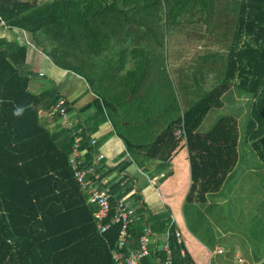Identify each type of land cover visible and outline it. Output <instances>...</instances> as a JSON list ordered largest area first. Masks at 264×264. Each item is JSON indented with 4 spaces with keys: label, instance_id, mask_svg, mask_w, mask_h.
Wrapping results in <instances>:
<instances>
[{
    "label": "trees",
    "instance_id": "16d2710c",
    "mask_svg": "<svg viewBox=\"0 0 264 264\" xmlns=\"http://www.w3.org/2000/svg\"><path fill=\"white\" fill-rule=\"evenodd\" d=\"M0 22L30 33L57 68L82 78L96 96L87 107L93 113L81 134L82 149L93 126L136 94L145 122L157 112L162 126L176 123L209 95L211 75L215 85L235 87L251 99L243 141L264 166V0H0ZM191 22L207 26L195 34L207 50L173 70L177 101L158 67L169 28ZM25 58V48L0 40V264H112L119 224L100 234L94 207L68 164L71 133L56 140L39 116L41 107L49 109L61 97L29 90L30 78L21 70ZM17 106L25 109L19 117L13 114ZM176 141L172 134L159 149L163 165ZM128 148L134 156L142 146ZM155 228L170 230L173 264H180L170 222ZM153 255L140 264H156L163 252Z\"/></svg>",
    "mask_w": 264,
    "mask_h": 264
},
{
    "label": "crops",
    "instance_id": "0c3cea01",
    "mask_svg": "<svg viewBox=\"0 0 264 264\" xmlns=\"http://www.w3.org/2000/svg\"><path fill=\"white\" fill-rule=\"evenodd\" d=\"M0 40L7 43H16L25 48L26 58L21 70L30 78L29 90L48 99L52 97V93L58 94L61 97L60 99H63L68 105L67 121L73 124L82 123L83 128L86 127V121L93 113V110H89L87 107L96 97L86 82L72 73L57 68L44 54L43 49L35 45L30 33L10 29L0 22ZM132 66L133 64L129 62L126 69H130ZM37 78H47L51 83L52 90L44 91L40 82L32 81ZM230 88L232 86L227 88L224 97H226ZM233 89L236 88L233 87ZM112 97L115 98V96ZM247 99L251 100L248 96ZM139 102L140 94L128 97L123 106L116 107L115 113L112 112L111 119L106 116L107 121L93 126V133L87 136V143L91 140H95L96 143L94 146H87L89 151L91 149L90 153L87 148L83 149L85 152V166L90 161L91 166H96V175L99 178L98 187L102 186L103 189H107L116 200L124 199L136 214L137 220L130 226L129 237L124 250L137 249L139 238L147 229L150 231V235H148V242H150L152 251L150 256L153 254L155 256L156 250L163 252L162 256L156 257V264H159V260L162 261L167 258V253L164 251L165 246H168L172 258H175L170 248V230L160 233L155 228L160 221L168 220L180 246L177 257L180 264H212L209 259L215 260V264H264V238L260 242V248L253 246L248 250H236V248L231 247L224 250L216 242L215 235H211L206 241V238L201 239L202 235L200 234L201 228L206 227L207 222L204 221V215L199 207L208 204V196H212V194L221 195L229 181H231L232 188L236 190L244 184L243 182L247 178L256 176L260 180H264L263 163L252 151L250 144L248 142L240 144L241 134L233 140H231L230 135L221 143L216 140L214 143V158L213 161H210L207 156V146L210 145L202 141L198 134L195 143L198 146L203 145L204 149L202 148L200 152L201 159H193V162L200 163L199 172L201 174L210 175L214 173L218 177L215 178V181L210 178L208 185H204V187L206 186L204 190L198 188L199 183L196 178L195 184L192 183L190 188L192 168L188 162L192 159L189 157V153L185 156L183 152L185 148L183 144L187 143L183 117L181 116L176 123L164 127L156 115L157 112H155L154 118L145 122L144 117L147 112L142 111V105H138ZM114 104H116V101ZM196 107L188 113L197 115L198 110H196ZM49 109L41 107L39 111L41 122L46 125L54 138L60 141L68 135L64 129V120L61 121L51 115ZM135 109L138 110V113ZM188 113L184 116H188L192 122L196 121ZM248 113L249 111L247 116ZM204 118L197 121V131ZM236 121L239 123L238 118ZM84 129L83 133L85 132ZM120 133H123V136H120ZM172 134L177 136V141L167 155L165 165H163L158 158V152L162 144ZM201 138L206 141L209 140L210 143L213 140L212 135L208 133L202 135ZM182 139L184 140L183 144L181 143L183 142ZM128 143L135 146L141 145L142 149L136 148L133 156V153L129 151ZM245 145L250 149V153H246L254 154L258 161L253 163L254 166H250L252 163H249V161H244V157L240 153V147ZM100 156H103V158L99 159ZM251 161L253 162V159ZM187 165H189V168L186 182L181 180L177 173L178 170L185 169ZM254 168H256L257 173H254ZM238 170L239 173H237ZM248 187H252V185L250 184ZM252 189H248L247 192ZM229 196V191L228 196L223 195L222 204L227 202ZM93 210L95 217L96 209L93 208ZM158 229H161V227ZM119 233L120 226L117 242ZM117 242L110 249L112 264H115L112 253ZM221 248L222 250H220ZM246 252L250 256L248 259L244 255ZM218 256H226L227 260L223 261Z\"/></svg>",
    "mask_w": 264,
    "mask_h": 264
},
{
    "label": "rangeland",
    "instance_id": "374dc122",
    "mask_svg": "<svg viewBox=\"0 0 264 264\" xmlns=\"http://www.w3.org/2000/svg\"><path fill=\"white\" fill-rule=\"evenodd\" d=\"M27 1L32 3L34 0ZM38 1L41 2L44 0ZM206 29L207 26L202 22L198 24L191 22L188 23L186 28L176 29L174 32L171 31L172 28H169L168 30V39L164 44V54L163 57H161L162 68H158L163 72V76L171 81L173 96L177 101L180 91L176 86L177 78L173 70L194 63L196 58L207 50V47H205V41H200L199 37L195 35L196 33L204 34ZM209 48L215 50L217 47L213 46ZM164 49H166V53L164 52ZM206 78V88L209 87L208 89H212L210 90L209 95L198 103L196 107V110H198L197 115L188 113L192 115L193 119H196V121L192 122L188 116L185 117L182 115V120L185 124L184 129L187 143L183 144L184 140H181L183 141L181 143L185 146L183 151L185 156L189 153V157L192 159L188 162L192 168L191 184L189 186L191 188L192 183L195 184L197 178V182L199 183L198 188H202L203 190L206 189V186L204 187V185H208L209 179L211 178L215 181V178H217L218 175H214V173H211L210 175L205 173L201 174L199 172L200 163L193 162V159H201L200 152L202 151V148L204 149V147H202L203 145L198 146L195 143L198 134V137L202 141H205L210 145L207 146V156L210 161H213L214 158V143L216 140L221 143L229 138L230 135L231 140H233V138H236L241 134L240 144H244L243 129L244 125H246L247 112L249 111L250 103V100L247 99V95L238 89H233V87L230 88L228 94L224 97V93L226 94L228 86L215 85V79L211 75ZM32 81L40 82L43 85L44 91L52 90L51 83L47 78H37ZM213 86L215 88H213ZM201 118H204V120L197 131V121ZM237 118L239 123L236 121ZM206 133L212 135L213 140L211 143L209 140L206 141L201 138L202 135H205ZM246 152L250 153V149L246 145L240 147V153L242 157H244V161H249V163H252L250 166H254L255 164L253 163L258 162L257 159L254 154L250 155ZM251 159H253V162ZM188 168L189 165L183 170H178L177 173V176L186 182L188 180ZM239 170L237 173H239ZM254 170V173H257L256 168H254ZM230 182L231 181L228 182L221 195L216 196L212 194V196L207 197L208 204L200 205L199 209L204 215V221L207 222L206 227L201 228V239L206 238L205 240L207 241V238L211 235H215L216 242L224 250L231 247L236 248V250H248L253 246L260 248V242L264 238V180H260V178H257L256 176L254 178H247L246 181L243 182L244 184L240 185V188L238 187L236 190L232 188ZM250 184L252 187H248ZM250 188L253 189L247 192ZM228 191L230 196L227 197V202L222 204L223 195L228 196ZM222 248L220 250H222ZM244 255L247 259L250 258L247 252ZM218 257L222 258L223 261L227 260L226 256ZM209 262L215 264V260L213 259H209Z\"/></svg>",
    "mask_w": 264,
    "mask_h": 264
},
{
    "label": "built area",
    "instance_id": "2783aa9c",
    "mask_svg": "<svg viewBox=\"0 0 264 264\" xmlns=\"http://www.w3.org/2000/svg\"><path fill=\"white\" fill-rule=\"evenodd\" d=\"M50 114L57 115L61 121L64 120V129L70 132L73 137L69 165L74 181L82 191L87 193L88 203L96 209L95 218L99 232L105 234L112 225L119 224L120 226L119 240L112 253L115 264H140L143 258L150 256L152 253L150 242H148L150 231L144 230V234L139 238L137 249L132 251L124 250L129 237L130 226L137 220L135 212L124 199L113 200V194L107 189L98 187L96 166L86 167L84 163L85 152L81 148L83 127L67 121V110L63 99L51 106ZM95 143V140H91L89 146H94ZM102 158L103 156H100L99 159ZM164 251L167 253V258L162 261L159 260V264H173V258L168 246L164 247Z\"/></svg>",
    "mask_w": 264,
    "mask_h": 264
},
{
    "label": "clouds",
    "instance_id": "9594fccd",
    "mask_svg": "<svg viewBox=\"0 0 264 264\" xmlns=\"http://www.w3.org/2000/svg\"><path fill=\"white\" fill-rule=\"evenodd\" d=\"M24 111H25L24 107H22V106H17V107L14 109L13 114H14L15 116H18V117H19V116L23 115Z\"/></svg>",
    "mask_w": 264,
    "mask_h": 264
}]
</instances>
